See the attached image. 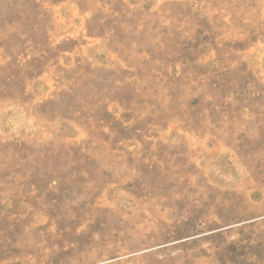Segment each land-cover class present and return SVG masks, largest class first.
I'll use <instances>...</instances> for the list:
<instances>
[{"label":"rangeland","instance_id":"obj_1","mask_svg":"<svg viewBox=\"0 0 264 264\" xmlns=\"http://www.w3.org/2000/svg\"><path fill=\"white\" fill-rule=\"evenodd\" d=\"M0 264H264V0H0Z\"/></svg>","mask_w":264,"mask_h":264}]
</instances>
